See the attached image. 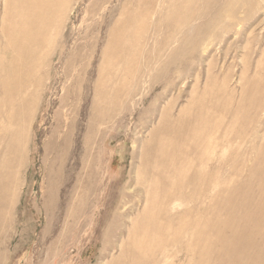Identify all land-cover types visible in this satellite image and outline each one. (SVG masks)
I'll return each mask as SVG.
<instances>
[{"label":"rangeland","instance_id":"rangeland-1","mask_svg":"<svg viewBox=\"0 0 264 264\" xmlns=\"http://www.w3.org/2000/svg\"><path fill=\"white\" fill-rule=\"evenodd\" d=\"M33 1L19 46L29 0H0V264L264 244V0Z\"/></svg>","mask_w":264,"mask_h":264},{"label":"bare ground","instance_id":"bare-ground-1","mask_svg":"<svg viewBox=\"0 0 264 264\" xmlns=\"http://www.w3.org/2000/svg\"><path fill=\"white\" fill-rule=\"evenodd\" d=\"M51 1L57 4L61 0H50V2ZM23 3H24V1H23ZM25 3L27 4V2H25ZM33 4H35V1L29 0V4H27V6H24V8L27 7L26 8L27 9L26 11H29V12L28 13H24L23 12L24 13V17H23L24 19L22 18L23 21H20L19 23L17 22L18 23L19 30H20V33L18 34L19 37H21L20 36L21 33L24 35V39L21 40L22 43H20L19 41L18 42L20 44L17 43L19 46H22L23 45L25 39H28V38L31 39V30H32V28H33L34 25H36V27H37V23L35 24L32 21V16H34L35 13H33L32 11H30L31 8L33 7ZM38 5L39 4H37V6ZM35 7L36 6H34V8ZM40 10H38V11H40ZM21 16H22V14H21ZM21 16H20V18H21ZM36 18H37V15H36ZM18 31H16V32H18ZM16 37H18V36H16ZM21 38H23V37H21ZM195 118H197L196 119V126L194 125L188 131L185 130L183 133L179 134L178 139H179V142L180 143H178L176 140L166 139V138H171L170 136H166V137L162 138V140H161L162 145L163 146H166L167 144H174V145L176 144L179 147L180 146L181 147L182 146L184 147L185 146V143L188 142V141H190V140H192L194 138V136L197 137V138H200L201 130L197 126L198 125L197 122H201V120L203 119V115L202 114H199L198 116H195ZM194 123H195V121H194ZM181 141H183L185 143H181ZM175 156L173 158H171V160L173 162L175 160ZM157 163H158L159 166L164 167V166H166L168 164V160L164 159V160H162L160 162H157ZM161 176L162 175H158V177L154 181V183H157L158 180H160L158 178L161 177ZM172 181H173V178H172ZM262 210H263V206L258 207L257 210L255 211V213L252 214L249 217V220L250 221H254L255 218L262 213ZM132 235H133V240L132 241L134 242L135 241V238L137 237V235L135 233H132ZM115 238H117V237H115ZM217 246H218L217 256H216L213 264H261L260 261L264 260V244H258V243H256L254 241V233L246 232L244 230V226L243 225H240V227H236L234 229L233 233L231 235H229L228 237L223 236L217 242ZM252 248H256V249L252 251L251 250ZM123 252L126 253V250H123Z\"/></svg>","mask_w":264,"mask_h":264}]
</instances>
